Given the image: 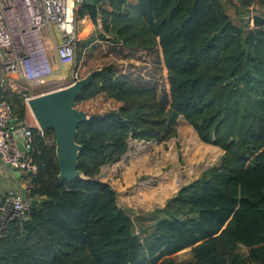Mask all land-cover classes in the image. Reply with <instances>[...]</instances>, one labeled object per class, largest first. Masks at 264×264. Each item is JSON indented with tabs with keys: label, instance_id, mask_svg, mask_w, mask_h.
<instances>
[{
	"label": "trees",
	"instance_id": "1",
	"mask_svg": "<svg viewBox=\"0 0 264 264\" xmlns=\"http://www.w3.org/2000/svg\"><path fill=\"white\" fill-rule=\"evenodd\" d=\"M94 1L78 15L100 19L102 32L77 42L76 64L94 55L85 49L96 41L131 56L154 52L165 103L137 70L104 60L91 67L100 71L76 105L90 116L77 139L84 146L78 169L87 179H59L54 134L33 127L28 156L37 170L22 178L32 208L4 230L0 264H264V25L240 19L254 11L264 17V0ZM227 3L239 11V24ZM34 95L30 88L14 91L9 79L0 82L12 127L27 124L26 99ZM95 100L111 107L91 109ZM180 118L223 154L154 211L152 226L143 218L136 226L132 210L119 205L99 175L122 160L132 141L176 139ZM187 253L191 258L175 259Z\"/></svg>",
	"mask_w": 264,
	"mask_h": 264
},
{
	"label": "rangeland",
	"instance_id": "2",
	"mask_svg": "<svg viewBox=\"0 0 264 264\" xmlns=\"http://www.w3.org/2000/svg\"><path fill=\"white\" fill-rule=\"evenodd\" d=\"M234 1L237 3V0ZM230 4L227 3L226 6L228 14L239 24L237 19L239 11ZM109 53L106 50L96 53L91 59L97 58V60H93L95 61L93 63H86V65H82V62L77 65L75 60L74 64L68 67V79L57 83L56 79L52 77L55 82L51 80V83L58 87L68 86L72 84L76 72L79 73L80 78L85 77L90 68L96 66L95 64H98L96 62L101 58L104 63L112 61L119 70L141 71L143 76H148L149 85L154 84L158 87L160 101L165 103V75L161 71L159 57L156 53H150L153 57L145 55L141 63L134 59L126 63L123 60L112 58L114 54L110 56ZM10 79V83L15 84L16 88H19L20 85L25 89L30 88L35 92V95L45 93L47 90L46 87L31 86L19 76ZM85 106L87 105L82 107ZM88 106L91 109L98 106L101 110L111 107L109 104L105 105L101 100H95ZM177 123L178 137L176 139L161 144L132 141L130 151L122 160L117 164L103 167L99 175L102 182L109 184L115 190L119 205L132 210L131 216L136 226H138L140 218H143L142 223L146 227L152 226L156 221L152 215L154 211L163 209L167 202L177 195L182 186L197 179L205 170L215 166L223 154L219 148L202 143L193 128L184 119L180 118ZM23 182L26 183V181ZM189 257L191 258V255L187 253L178 255L175 259L184 261Z\"/></svg>",
	"mask_w": 264,
	"mask_h": 264
},
{
	"label": "built area",
	"instance_id": "3",
	"mask_svg": "<svg viewBox=\"0 0 264 264\" xmlns=\"http://www.w3.org/2000/svg\"><path fill=\"white\" fill-rule=\"evenodd\" d=\"M84 3L86 0H0V82L19 76L31 86L46 87L45 93L62 88L51 83L55 69L43 31L51 26L57 28L62 39L61 44L55 46L57 61L62 67L73 65L77 44L76 15ZM79 79L76 72L72 83ZM11 120L9 106L0 100V159L3 168L9 164L20 169L24 176L28 172L35 173L37 167L32 165L29 153L24 155L18 149L14 140L17 128L11 126ZM33 127L43 133L35 124L24 125L21 130L26 150H31ZM31 208L32 202L20 189L0 193V239L9 223L26 219Z\"/></svg>",
	"mask_w": 264,
	"mask_h": 264
},
{
	"label": "water",
	"instance_id": "4",
	"mask_svg": "<svg viewBox=\"0 0 264 264\" xmlns=\"http://www.w3.org/2000/svg\"><path fill=\"white\" fill-rule=\"evenodd\" d=\"M88 4H95L94 0H86ZM240 19L250 21L253 28H260L264 25V17L258 13L248 12ZM100 69H95L89 72L85 77L80 78L76 82L62 87L60 89L34 95L26 101L29 114L32 116L36 126L42 131H52L54 134L55 153L59 167V179L73 181L75 179H87L85 174L78 169L80 153L84 146L79 144L78 128L81 124L89 122L90 116L88 113L76 108L77 102L83 91L90 85L93 76ZM14 120H11V124ZM24 124L17 125L16 143L18 149L26 153L30 150L25 149L22 128ZM6 176L10 175L12 181L16 182L18 188L22 191L27 189V186L21 183V178L24 174L20 169L7 164L3 168ZM33 172H28L26 176H32ZM6 179L2 180L4 183ZM35 202H33L34 204ZM27 215L29 213L27 212Z\"/></svg>",
	"mask_w": 264,
	"mask_h": 264
},
{
	"label": "crops",
	"instance_id": "5",
	"mask_svg": "<svg viewBox=\"0 0 264 264\" xmlns=\"http://www.w3.org/2000/svg\"><path fill=\"white\" fill-rule=\"evenodd\" d=\"M127 1L129 3H132L133 0H127ZM103 8L107 12H113V10H114L113 6L110 3H106L103 6ZM100 32H102V25H101L100 19H98V23L95 24L88 15H85L83 17L79 16L78 11H77L76 22H75V35H76L77 42L84 43V42L88 41L93 35L98 34ZM43 36H44L45 40L47 41L48 46L50 47V57H51V60L53 62L54 69H55V73H54L53 77L56 79L57 83L64 82L66 79L69 78L68 74H67L68 67L67 66L62 67L59 65V63L57 61V57H56V52H55V46L60 45L62 42L61 34L59 33V31L57 30L56 27L51 26V27H47L46 29H44ZM103 50L110 52L109 53L110 56L114 54V56L112 58L123 60L126 63L129 61H132L133 59L135 61H139V63H141V60L145 55H149V56L153 57L150 53H142L139 55L131 56L128 54V51L123 49L122 47L113 46L112 44H110L108 42L96 41L89 48L85 49V52H87V53H89L90 51H93L94 55L92 57H88L87 59H85V57H83L82 61H81L82 65L84 63V60H87V64L95 62L93 60H97V58H94V59H91V58H93L96 55V53H99L100 51H103ZM118 50L120 52H118ZM85 52H84V54H85ZM125 58H127V59H125ZM100 61H101V58L98 59V61L96 62L98 64H95V65H100L101 64ZM139 73L142 75L141 71ZM145 77L148 78V76H145ZM10 81H11V79H10ZM52 81H54V79ZM10 84H11L12 88L14 89V91L25 90V88L22 87L21 85L20 86L18 85L19 88H16L15 84H13L12 82ZM27 123L29 125L35 124L31 115H29ZM14 140H15V142L17 140L15 136H14ZM23 177L24 176H22V178ZM4 178L6 179V181L4 183H2V180ZM22 178H21V183L26 185V183H24L22 181L23 180ZM12 188L16 189V190L19 189L17 183L12 181L10 175L6 176L4 174L3 162L0 159V193H3L5 191H7L8 189H12Z\"/></svg>",
	"mask_w": 264,
	"mask_h": 264
}]
</instances>
